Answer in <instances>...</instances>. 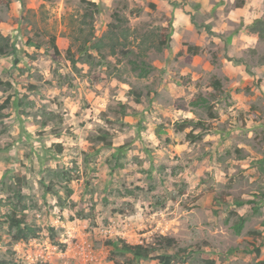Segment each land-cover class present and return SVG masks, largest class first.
Wrapping results in <instances>:
<instances>
[{
    "label": "rangeland",
    "instance_id": "374dc122",
    "mask_svg": "<svg viewBox=\"0 0 264 264\" xmlns=\"http://www.w3.org/2000/svg\"><path fill=\"white\" fill-rule=\"evenodd\" d=\"M259 18L264 0H0V261L160 264L122 241L264 264Z\"/></svg>",
    "mask_w": 264,
    "mask_h": 264
},
{
    "label": "trees",
    "instance_id": "16d2710c",
    "mask_svg": "<svg viewBox=\"0 0 264 264\" xmlns=\"http://www.w3.org/2000/svg\"><path fill=\"white\" fill-rule=\"evenodd\" d=\"M250 28L254 33H256L259 36L261 41H264V18H259L255 20V22ZM9 47H10L9 40L5 38L2 34H0V56L7 55L10 52L8 51ZM139 67L140 66L138 64H135V67L133 69L135 71H140L139 72L140 77H146L147 74L149 73L148 70ZM184 123L186 125L188 124V122H184ZM178 126L180 127L181 124L179 123ZM187 137H191V136L188 135ZM192 139L194 140L195 138ZM237 205L242 206L244 205V202H238ZM25 218H17V216H13L11 214H7L4 217L7 223H9L10 227L16 230V232L12 236V239L15 242H22V241L26 242L29 239H34L38 237L37 229L33 226H30L28 220ZM244 225H245V219L240 218L238 223L234 226L235 233L239 235L244 229ZM159 244L165 245L166 247H172L176 245V241L174 238L163 236L160 237ZM111 245L113 246L116 253H120L123 255L131 254L135 258L143 259V260L154 259V260H158L160 264H171V259H172L171 256H163L159 254L152 256V254L156 252V250H150L148 247H145L144 245H140V244L129 245L122 241L121 244H119L118 242H111ZM257 251L259 252V249H257ZM0 264H9V263L5 261H0ZM115 264H124V263L115 262Z\"/></svg>",
    "mask_w": 264,
    "mask_h": 264
},
{
    "label": "crops",
    "instance_id": "0c3cea01",
    "mask_svg": "<svg viewBox=\"0 0 264 264\" xmlns=\"http://www.w3.org/2000/svg\"><path fill=\"white\" fill-rule=\"evenodd\" d=\"M201 1H205V0H201Z\"/></svg>",
    "mask_w": 264,
    "mask_h": 264
}]
</instances>
